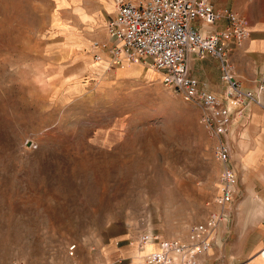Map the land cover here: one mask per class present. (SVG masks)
<instances>
[{
  "label": "rangeland",
  "instance_id": "obj_1",
  "mask_svg": "<svg viewBox=\"0 0 264 264\" xmlns=\"http://www.w3.org/2000/svg\"><path fill=\"white\" fill-rule=\"evenodd\" d=\"M116 5L0 0V264H145L140 235L186 241L219 212L201 109L148 64L107 56ZM239 193L200 264L264 249V215L239 212L253 207Z\"/></svg>",
  "mask_w": 264,
  "mask_h": 264
},
{
  "label": "built area",
  "instance_id": "obj_2",
  "mask_svg": "<svg viewBox=\"0 0 264 264\" xmlns=\"http://www.w3.org/2000/svg\"><path fill=\"white\" fill-rule=\"evenodd\" d=\"M226 18L228 27L213 31ZM201 23V25H199ZM114 67L144 62L162 75L164 85L182 93L197 105L201 123L215 141L214 154L222 165L218 191L212 204L219 212L191 227L182 240H159L151 233L139 237V247L156 246L146 255L145 264H200L215 242L217 229L227 220L230 205L238 195L239 175L231 163L229 141L236 118L244 120L251 104L262 105L260 95L242 88L230 61V53L250 37L246 18L234 12H219L212 0H117L115 16L108 21ZM190 55L213 57L220 62L221 80L226 85L220 98L191 74ZM75 247L71 250L73 251Z\"/></svg>",
  "mask_w": 264,
  "mask_h": 264
},
{
  "label": "crops",
  "instance_id": "obj_3",
  "mask_svg": "<svg viewBox=\"0 0 264 264\" xmlns=\"http://www.w3.org/2000/svg\"><path fill=\"white\" fill-rule=\"evenodd\" d=\"M212 2L217 11L234 12L248 21L250 37L232 49L230 61L242 88L257 94L260 87L264 88V3L259 0ZM228 25L229 21L223 18L212 30L222 31ZM189 61L191 74L208 90L224 98L226 85L221 80L220 62L210 56L199 58L195 55H190ZM260 99L262 105L251 104L244 112V120L236 118L233 124V167L239 174V195L251 199L253 204V207L240 206L239 212L255 215H264V89ZM254 196L259 197V200H252ZM254 202H259V205ZM259 224L264 228V220ZM249 264H260L259 258H254Z\"/></svg>",
  "mask_w": 264,
  "mask_h": 264
},
{
  "label": "bare ground",
  "instance_id": "obj_4",
  "mask_svg": "<svg viewBox=\"0 0 264 264\" xmlns=\"http://www.w3.org/2000/svg\"><path fill=\"white\" fill-rule=\"evenodd\" d=\"M95 44V43H94ZM105 45L106 44H102L101 45V47H99V48H97L98 50H100V51H104V52H107L106 50H104V47H105ZM100 55L102 56L101 57V61L103 60V53H100ZM107 56L112 60V58L109 56V54H108V52H107ZM100 61V62H101ZM137 64H139V63H124L122 66H120V67H117V68H119V69H126V68H129V67H131V66H133V65H137ZM151 70H153L152 68H151ZM153 71H155V70H153ZM157 72V71H156ZM159 73V72H158ZM161 77H162V75H161ZM152 250H154V246L153 245H145L144 246V248L142 249V250H137V252H139V253H144L145 255L146 254H148L149 252H151ZM144 255V256H145ZM262 261H264V249L263 250H261V253H260V255L258 256ZM133 264H141L140 262H138V261H136V262H134Z\"/></svg>",
  "mask_w": 264,
  "mask_h": 264
}]
</instances>
